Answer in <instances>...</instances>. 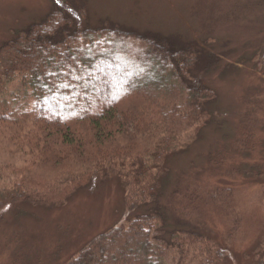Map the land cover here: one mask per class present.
<instances>
[{"label":"trees","instance_id":"16d2710c","mask_svg":"<svg viewBox=\"0 0 264 264\" xmlns=\"http://www.w3.org/2000/svg\"><path fill=\"white\" fill-rule=\"evenodd\" d=\"M75 4L86 24V0ZM76 20L54 6L0 45V131L31 126L23 146L31 160L0 188V206L61 204L94 178L118 174L129 210L159 207L99 235L68 264H226L227 251L211 239L178 220L168 229L157 194L164 160L217 98L199 73L220 58L195 42ZM46 167L51 173L41 174ZM222 193L230 196L221 191L215 203Z\"/></svg>","mask_w":264,"mask_h":264},{"label":"rangeland","instance_id":"374dc122","mask_svg":"<svg viewBox=\"0 0 264 264\" xmlns=\"http://www.w3.org/2000/svg\"><path fill=\"white\" fill-rule=\"evenodd\" d=\"M75 1L0 0V45L54 6L84 25ZM85 7L91 27L110 21L140 34L160 33L195 42L220 58L214 71L199 73L217 98L199 128L183 135L164 160L159 205L168 229L180 228L178 220L184 229L211 239L227 251L226 264H259L264 251V0H86ZM4 125L0 188L12 185L11 172L24 170L31 160L23 148L31 126ZM126 184L109 173L61 204L0 206V264H68L99 235L155 213L158 204L129 210ZM227 190L230 196L222 193L223 203H215L214 196Z\"/></svg>","mask_w":264,"mask_h":264}]
</instances>
